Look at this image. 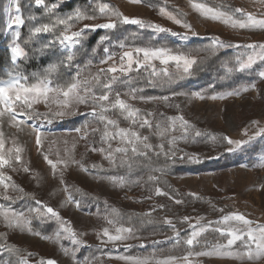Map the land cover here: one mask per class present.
I'll use <instances>...</instances> for the list:
<instances>
[{
	"label": "rangeland",
	"instance_id": "374dc122",
	"mask_svg": "<svg viewBox=\"0 0 264 264\" xmlns=\"http://www.w3.org/2000/svg\"><path fill=\"white\" fill-rule=\"evenodd\" d=\"M161 1L169 3L184 12L186 15V22L192 25V28L197 35H192L187 32V30L181 25H178L160 15L159 12L154 13V11L143 3L132 4L129 3V0H105L106 3L118 8L124 13V15L140 18L152 24H159L170 29L171 33H187V36L192 38L208 37L213 39L214 37H219L221 40L230 44L243 45L252 42H264V30L233 29L222 22L205 18L191 6L192 2L203 3L208 7L211 6L204 3V1L214 3L228 2L235 8H243L246 11L255 14L258 18H264L261 16V14L264 13V5L256 2V0H191V2L190 0ZM9 3L10 0H8V5ZM12 14H15L14 9ZM7 16L9 17L8 12ZM234 18L239 19L241 17L237 14ZM106 20L107 18L104 17V20L101 23L106 22ZM87 23L91 24L97 22L88 21ZM126 25L154 31L149 27L141 28L135 24ZM22 26L19 27V31ZM77 28H79V25H77ZM16 30L15 26H13L12 29H7L8 34L11 36L12 43L14 41V32ZM63 50L67 51L64 48ZM223 50L235 51L238 55L241 52L246 51L243 48L235 47L223 48ZM122 52L115 56L117 62L119 61V56ZM22 59L23 58L17 60L15 63H19ZM111 63L112 61L109 62V65ZM154 63L161 69L167 67L171 73H179V71H182V69L179 71L176 69L174 62H170L167 66L161 65L159 61H154ZM109 65L100 63L96 68H106ZM261 70H264V61L257 60L251 69L243 71L255 72L258 80L252 84L255 85L254 88L252 85L241 87L238 90L239 95L226 96L227 93H224L220 94L226 96L224 99L213 100L208 98L211 96H205L206 98L201 100L192 96V93H195L194 91L185 90L180 92L185 93L186 95L174 96L179 106L178 113L175 114H172V111H170V99L167 102L162 100H129L134 107L141 110L142 116L146 115V112L154 113L156 109L161 107L166 116L174 117L182 115L191 125H193V127L189 129L187 137L185 139H178L174 146H170L168 142L164 143L163 141H160L157 146H154L153 141L149 140L148 142L154 146V150H149L147 156H150L151 154H154L155 156V152L160 151L158 145L164 143L168 145H165L164 151L170 150L175 153L174 156L170 155L171 157L177 156L180 159L187 158L190 160L189 157L194 156L198 158V162L197 160H190L194 163H201L204 160L210 162L213 160H223L226 164V167H219L213 172L170 178L173 186L178 191L189 195L195 193V196L206 198L212 204L207 210L202 209L197 216H188L192 218L189 222H182V218L186 215L171 219L173 225H175V230L179 231V233L186 231V237H188L192 231L190 224H195L196 219L199 217L204 218L201 220V224L206 225L208 221L219 220L223 215L231 212H239L244 214L248 219L264 223V167L260 166L261 160L264 158V135L255 137L247 144L234 151H228L230 147L234 148L235 146L229 145L227 141L223 139V137L227 136L233 140H248V138L253 136L259 128H264V79L259 76ZM244 88H248L249 90L243 91ZM121 94L123 99L128 100L127 96H124L123 93ZM35 107L40 112L47 111L43 104L36 105ZM90 112L91 109L89 107L81 105L79 107V114L66 116L64 118H54L51 124L47 123V120L45 119L29 121L28 124L35 123L36 125H39L40 130L45 134L40 148L36 145L35 133L32 132L30 127L24 126L23 131H19L17 128L9 126L8 121L5 120L3 125V131L6 138L5 147H12L13 139L16 140L17 144L22 145L24 148V151L21 154L22 163L26 165L30 171L24 172L20 169L19 165H14L20 169L18 171H12L9 168L4 169L5 174L11 176L12 181L19 187L23 188L24 192H18V194L9 189L8 194L15 198V201H6L0 197V204L12 208L11 205L24 198L22 194H30V200H32V203L28 205L27 209L29 207H37L35 200L42 201L44 204H47L58 211L64 220L69 221L71 227L76 231L79 238L85 241L84 245L78 246L79 250L76 252L77 261L85 260L78 258L80 249L96 247L95 249L97 251H95V257L88 259L89 264H132V261H124L117 257L129 256L125 253V250L130 248H143L149 244L155 243L157 240L161 242H169L173 236H175L173 228L167 225L172 229L171 233L168 234L148 235L138 238L134 237L116 244L102 243L101 239L97 237V233L102 232V229L105 227H108L110 231H114L112 226L107 223L105 219L106 215L100 217L94 216L82 212L80 208H77L74 204L66 203L68 193L63 191L65 185L68 186L71 195L74 197L75 195L72 193L73 190H84L96 196L101 202L105 203L106 201L112 204L116 209H124L137 213H151L155 210L161 209L163 207H160V205L164 206L165 201L172 204L177 203H175V200L168 195H155V190L152 193H147L142 187L131 189L126 182L123 186H118V184H115L108 179H99V176L91 170L88 172L82 171L80 167L75 164L70 165L66 169H64L63 166L58 165L57 171L53 174L51 166L44 159V154H47L53 161H56L58 158L67 159L68 157L65 150L67 149L68 152H72L73 145H75L73 153L75 159L82 160L85 166H88V164L84 162L85 158H88L90 162L98 163L103 167L110 166L108 160L104 159L101 153L87 151V148L94 145H98V147L102 146L100 140H93L94 136L91 132V129L94 127H99L101 131L103 130V126L99 122L97 125H92L86 129L88 132L87 141L80 139L81 133L69 129L54 127V125H52L53 123L58 124L64 120H71L80 117L90 116L93 118V116L89 114ZM109 115L119 121L120 127H129L130 122L120 116L118 111L110 112ZM148 118L151 120L150 117ZM18 119H25V117L21 116L18 117ZM253 121H257L258 124H253ZM146 128L147 127L139 128L136 126V130H138L141 135H144L143 130ZM245 129H247V135H244ZM197 130L202 133L199 137L195 135ZM174 133L177 137L183 135V129L179 127V124H177ZM212 136L217 138L214 142L211 140ZM53 141H55V144L52 143ZM65 141H67L66 144ZM111 143L113 148L117 147L119 144L118 140H114ZM103 146L106 147V145ZM57 150H59V157L56 155ZM88 153H90V155H87ZM128 155L131 156L132 154L129 153ZM144 157L146 156H137L131 161V163L133 165L134 163L137 164L136 162ZM61 172H63L64 184H61L60 182ZM0 191H3V189L0 188ZM149 197L151 198L149 199ZM27 209L26 215H30L31 222L35 220L57 221L56 218H49L48 216L38 218L34 213L28 214ZM219 209H223V212L219 211ZM41 210L43 211V209ZM57 222L59 223V221ZM217 226L218 225L214 224L212 227ZM58 230H60L59 227ZM0 232L7 233V241L9 243L27 249L32 254H37V257L33 258L34 261H28L27 264H39L41 260H54L56 264H74L71 254L65 255L62 250V248L73 249L77 247L72 244L71 239L67 238L66 234L62 233L61 239L57 243L54 240L44 239L42 236L32 235L27 231L21 232L19 229H8L4 226L2 221H0ZM81 233L84 235L81 236ZM103 239L106 240L107 238L104 237ZM199 240L200 243L192 247L194 249V251H191L193 255L189 257L192 264H264V259L250 262L246 259L241 261L228 257L196 256V252L206 250L205 241L210 244H215L217 242L226 243L227 236H221L219 233L209 229V231L204 233ZM237 249H240V242H237L234 246V250ZM185 255H175V257L179 258L178 264H184L182 257ZM130 257L140 259L148 258L149 264H155L156 259L166 258L168 256H156L150 254L146 256Z\"/></svg>",
	"mask_w": 264,
	"mask_h": 264
},
{
	"label": "snow or ice",
	"instance_id": "6c2138e0",
	"mask_svg": "<svg viewBox=\"0 0 264 264\" xmlns=\"http://www.w3.org/2000/svg\"><path fill=\"white\" fill-rule=\"evenodd\" d=\"M191 2V0H190ZM256 2L264 5V0H256ZM129 3L140 4L144 3V0H129ZM37 6H43L47 13L51 15V19L48 22H40L35 24L30 29L29 40L25 43L30 42L33 38L38 37L40 34L52 33L54 34V39L44 43L40 49L37 51L43 53L45 50L53 48L56 44H59L62 48L67 50V54L63 59L56 63L49 64L46 69H44L42 74L33 73L34 82L29 83V77L23 75L22 73L9 74L8 79L0 80V197L6 201H15V198L10 196L9 189L15 192L23 193L24 189L19 187L12 181L11 176L5 174L4 169L9 168L12 171H18L22 169L24 172H29L30 169L22 163V153L24 148L22 145L17 144L16 140L13 139L12 147L6 148V138L3 131V125L5 120L8 121L9 126L17 128L19 131H23L24 126L31 128L32 132L35 133V142L38 148L42 146V141L45 134L40 130V126L33 124H28L29 121H35L38 119H45L47 123L51 124L54 118H64L66 116H73L79 114V107L84 105L91 109L90 115L103 126V130L99 127H94L91 129L93 134L100 132V143L101 147L97 148L92 146L87 148V151L99 152L102 157L108 160L109 164L116 166L117 162L121 166L127 164L129 168L132 167L131 161L137 156H147L149 150H154V146L149 143V137L141 135V133L136 130V126L139 128L147 127L149 129L153 128L152 121L148 118L154 115V113L149 112L146 115H141V110L134 107L132 103L129 102L140 100V101H155L162 100L167 102L170 98L168 96L163 97H144L138 96L137 93L142 91V89L129 88L128 92L123 93L124 96L128 97V100L122 98V94L115 90V85L117 83L131 84L130 74L134 71L139 72L140 69L148 71L151 69L150 76L157 77L161 74L167 77V81L172 83L175 81L174 74L169 72L167 67L160 69L156 68L154 61H159L161 65H169L170 62H174L176 69L179 71V79H183L185 76L192 75L193 67L198 64V60L195 57L186 55L183 53L173 54L171 49L160 47H135L131 48L126 45L124 41L119 42V47L125 49L119 56V61H116L114 54L109 52V48L105 47L104 52L107 54L105 59L100 61L101 64L109 65L106 68H98L95 73L89 72L87 76L83 75V69H78L75 75L70 77L68 80L60 81L58 78V69L61 65H66L71 67L75 60V53L73 49L82 43L86 39V32L88 30L95 31L96 29H115L118 24H135L141 28L149 27L155 32H170L171 30L165 28L159 24H152L150 22L144 21L140 18L129 17L124 15L118 8L108 4V3H97L96 9L89 13L87 10H82L77 8L74 12L60 16L56 14V9L58 4L52 3L47 4L45 0H35ZM193 9L198 11L205 18L211 19L213 21H219L232 27L233 29H260L264 30V18H258L252 12H248L243 8H235L232 13L222 11L218 8L208 7L203 3H191ZM14 9V13L12 14ZM6 11L9 13L7 28L12 29L13 26L16 27L14 32L13 46L11 47V59L13 62L21 58H26L28 53L25 48L17 41L20 39V31L18 30L20 26L25 24V19L22 16L21 10V0H10ZM98 12V15H97ZM159 14L171 20L172 22L181 25L187 30V32L192 35H197L193 30L192 25L185 22L179 16L166 8H160ZM239 14L241 18L236 19L234 16ZM264 17V13L261 14ZM101 17H106L107 20L104 23H83L85 21H97ZM30 20L35 21L37 18L35 16L29 17ZM82 24V27L77 28V25ZM172 35H179L178 33H172ZM187 39V33L183 36ZM108 36H103L100 38V44H104L108 41ZM99 46V45H98ZM243 48L246 51L241 52L234 62L230 64L226 63L223 67L226 70V75L233 72H243L245 70L251 69L252 66L257 62V60L264 61V42L257 43H247V44H230L221 40L219 37L213 38L212 45L209 46L208 51L216 52L223 48ZM200 51V50H197ZM95 52V49H93ZM92 65V61L88 60L85 64V68ZM259 76L264 79V70L259 72ZM121 77H127L128 79L122 80ZM225 77H221L224 79ZM149 83L155 86V81L150 80ZM254 88L255 85H252ZM248 88H244L243 91H248ZM173 95H186L185 93H174ZM239 95V92H228L226 96ZM192 96L198 99H205L206 97L200 93H192ZM225 95H213L208 97L210 99H224ZM43 104L47 109L45 112H40L35 107L36 105ZM177 107H179L177 105ZM118 111L120 116L125 120L129 121V127H120L119 121L112 118L109 113ZM25 117V119H18V117ZM170 122V128L175 131L177 124L183 129V135L177 137L172 135L168 139V144L174 146L178 139H185L190 128L193 127L182 115L168 117ZM253 124H258L257 121H253ZM155 128L159 130L158 135L163 139L166 133L169 132V127H162L161 123H156ZM88 125L85 124L82 128H77L75 131L81 133L80 139L87 141L88 139ZM247 129H245L244 135H247ZM197 137L201 136L202 133L197 130L195 132ZM264 135V128H259L253 136H250L248 140H233L227 136L223 137L229 145L235 146L230 147L228 151H234L235 149L241 148L243 145L247 144L249 141L257 136ZM217 138L215 136L211 137L214 142ZM118 140L119 144L117 147L113 148L112 141ZM55 144V141L52 142ZM67 141H65V144ZM103 145H106L104 147ZM160 151H156L157 156L164 155L169 158L170 155L174 156L175 153L169 151H164L165 144L161 143L158 145ZM75 145H73L72 152H68L66 149L67 159L58 158L53 161L49 158L47 154H44L45 161L51 166L53 174L57 171L58 165L63 166L64 169L68 168L70 165L75 164L80 167L82 171L88 172L89 168L86 167L82 160L75 159L74 156ZM132 155L129 156L128 154ZM57 157H59V150L56 152ZM190 160H197L198 158L194 156L189 157ZM14 165H19L20 169ZM261 167H264V158L261 160ZM92 169L103 170L102 165L92 164ZM153 171H158L163 173L164 169H153ZM99 179H108L111 182L118 184V186H123L125 183L124 177H98ZM149 181H158L159 177L149 176ZM61 184H64L63 172H61ZM63 191L68 193L66 203L74 204L77 208H80V201L74 200L68 186L65 185ZM80 191V189H76ZM27 195V194H26ZM155 195H168L160 187L155 188ZM191 195L195 196V193ZM18 198V197H17ZM151 197H149L150 199ZM172 198V197H170ZM34 199V197H33ZM175 203H183L182 200H175ZM37 207H29L27 209L28 214L34 213L36 217L56 218L60 223V230H58L54 236L42 237L44 239L54 240L59 242L63 234H66L67 238L71 239L72 244L77 246L73 249L62 248L65 255L71 254L74 264H89L88 259L85 258L84 261L76 260V252L79 250L78 246L84 245L85 241L80 239L76 231L71 227L70 222L64 220L58 211L52 207L44 204L40 200H35ZM105 204L107 202L105 201ZM163 207V205H160ZM43 209V211L41 210ZM223 212V209H219ZM111 213L113 218L105 217L107 223L112 226L114 231H110L108 227L102 229V232L97 233V237L101 239L102 243H113L123 242L127 239L134 238V229L131 226H125L120 223V213L117 209L112 208ZM50 214V215H49ZM150 215V213H149ZM192 218L185 216L182 218V222H189ZM203 217L196 219L195 224H190L192 228L191 233L184 240V243L189 246V248L198 245L200 243L199 238L211 229L214 232L219 233L221 236H227L226 243L217 242L215 244H210L205 241L206 250L196 252V256H219L228 257L238 260H248L259 261L264 259V223H259L258 221H253L248 219L244 214L239 212H231L229 214L223 215L219 220L208 221V223L201 224ZM0 221L3 222L4 226L8 229H19L21 232L27 231L28 233L36 236H41V233L33 231L31 228V218L30 215H26L25 211H16L10 207H5L0 204ZM234 222V224H233ZM164 223L171 226L175 232L176 242L179 243V231L175 230V225L169 218L164 219ZM218 225L217 227H212L213 225ZM84 235L83 233L80 234ZM107 239L104 240L103 238ZM0 252L17 253L19 250L15 245L8 244L7 233L0 232ZM240 242V249L234 250V246ZM28 255H31L29 253ZM193 253L189 251L187 255L182 257L184 264H192L189 259ZM118 259L124 261H132V264H149V259L136 258L130 256H120ZM178 259L175 256H168L166 258L156 259L155 264H178ZM0 264H11L10 261L0 260ZM18 264H27V260L21 258ZM39 264H56L54 260H41Z\"/></svg>",
	"mask_w": 264,
	"mask_h": 264
},
{
	"label": "trees",
	"instance_id": "16d2710c",
	"mask_svg": "<svg viewBox=\"0 0 264 264\" xmlns=\"http://www.w3.org/2000/svg\"><path fill=\"white\" fill-rule=\"evenodd\" d=\"M45 3L58 4L56 14L60 16L68 15L74 12L77 8L87 10L92 13L96 9L97 3H106L105 0H45ZM213 8H218L232 13L235 7L228 2H210L204 1ZM145 6L149 7L154 13L159 12L160 8H166L179 16L185 22L186 15L184 12L176 8L175 6L163 2L161 0H144ZM8 0H0V80L8 79L9 74H15L17 72L22 73L29 77V83L34 82L32 76L33 73L42 74L44 69L49 64L56 63L67 54V51L56 44L53 48L45 50L43 53L37 51L42 47L44 43H47L54 39V34L46 33L40 34L38 37L33 38L30 42L25 43L29 40L30 29L35 24L40 22H48L51 19V15L46 12L44 7H38L35 5L34 0H21L22 16L25 19V24L20 29L19 42L25 51L28 53L26 58H23L19 63H15L11 59V36L7 31V11ZM98 15V12H97ZM35 16L37 19L32 21L29 17ZM237 16V14L235 15ZM104 17H101L97 22L101 23ZM85 21L83 23H87ZM91 22V21H90ZM83 25L80 24L79 27ZM108 36L109 40L105 41L104 44H100V38ZM184 34L172 35V33L161 32L139 29L135 26L126 24H118L115 29H99L95 31L88 30L86 32V39L82 41L80 45H77L73 52L75 53V60L71 67L61 65L58 69V78L60 81L68 80L70 77L75 75L78 69H83V75L87 76L89 72L95 73L97 66L100 64L102 59H105L107 54L104 52V48L108 47L109 52L115 56L122 52L124 49L119 47V42L124 41L128 47H152L160 48L165 47L171 49L173 53H183L190 56H195L198 60V64L193 67L192 75L185 76L183 79H179V73H173L175 81L169 83L167 77L162 74L157 77H151V69L145 71L140 69L139 72H132L130 74L132 80L131 84L117 83L115 90L121 93L129 91V88L142 89L137 93L138 96L144 97H163L168 96L170 98V111L172 114L178 113V102L174 98V93H180L185 90H191L194 92H200L204 96L220 95L228 92H236L241 87L246 85H252L258 80L255 72H233L226 75V70L223 67L224 64L228 63L231 66V62L235 61L238 54L235 51L219 49L216 52L208 51L209 46L212 45L213 39L205 38H183ZM99 45V46H98ZM95 49V52H93ZM200 50V51H197ZM88 60L92 61V65L85 68V64ZM159 71L161 68L156 66ZM221 77H225L221 79ZM122 80L128 79L127 77H121ZM150 80L155 81V86L149 83ZM148 112H146L147 114ZM118 116V115H117ZM153 123L152 129L143 130L144 135L149 137L150 141H153L154 146L160 141L167 143L168 139L175 135L174 131L170 128V122L168 116H166L161 107L154 111V115L150 117ZM156 123H161L162 127L168 126L169 132L166 133L165 138H161L158 135L159 130L155 128ZM85 124L88 127L97 125L98 121L90 116L80 117L71 120H64L58 124L53 123L54 127L64 128L75 131L77 128H82ZM57 125V126H56ZM93 140H100V132L92 134ZM168 146L167 144H165ZM99 148L98 145H94ZM87 155H90L88 153ZM84 162L88 164L86 167L89 168L93 173L99 177H124L126 184L131 189H137L142 187L147 193H152L158 186L164 192L168 193V196L174 200H182L183 203L172 204L170 202H164V206L161 209L155 210L150 213H137L124 209H117L120 215V223L125 226H131L134 229V237H143L148 235L168 234L171 233V227L164 223L165 218L176 219L180 216H197L199 212L207 210L212 204L203 197L192 196L187 193L178 191L171 181V177H183L188 175L202 174L206 172L216 171L219 167H226L223 160H204L201 163H194L187 158L169 157L166 158L164 155L157 156L151 154L144 158H140L132 167L129 168L127 164L121 166L117 162L116 166L110 165L109 167H103V170L92 169V164H98L90 162L88 158L84 159ZM99 165V164H98ZM229 166V165H228ZM164 169V172L153 171V169ZM159 177L158 181H149V176ZM18 193V192H17ZM72 195L74 200L80 201V210L82 212L89 213L94 216L106 215L109 218H113L111 209L115 208L112 204H105L101 202L93 194L80 190H73ZM19 194V193H18ZM24 198L15 202L11 205L12 209L16 211H25L32 203L30 200V194H22ZM116 209V208H115ZM31 228L35 232L41 233L42 237L53 236L57 231L60 224L56 220L39 221L35 220L31 222ZM187 232L182 231L179 236L180 242H176V237L169 242L155 241V243L149 244L145 247L130 248L125 250V253L129 256H175L185 255L189 251L194 249L187 246L184 243ZM216 235V234H214ZM4 242V241H0ZM8 244L13 245L6 241ZM19 251L17 253L0 252V260L10 261L11 264H18V261L23 258L28 261H34L37 254L28 255L30 252L27 249L15 246ZM83 248L80 249L78 258L80 259H92L95 257V249ZM197 250V249H195ZM106 252V251H105ZM40 258V257H39Z\"/></svg>",
	"mask_w": 264,
	"mask_h": 264
}]
</instances>
